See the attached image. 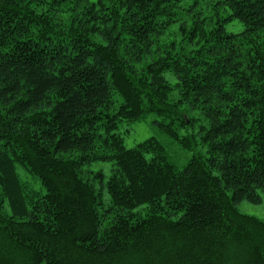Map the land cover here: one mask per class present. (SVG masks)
I'll return each instance as SVG.
<instances>
[{
  "label": "trees",
  "instance_id": "trees-1",
  "mask_svg": "<svg viewBox=\"0 0 264 264\" xmlns=\"http://www.w3.org/2000/svg\"><path fill=\"white\" fill-rule=\"evenodd\" d=\"M261 194L264 0H0V264H264Z\"/></svg>",
  "mask_w": 264,
  "mask_h": 264
},
{
  "label": "rangeland",
  "instance_id": "rangeland-1",
  "mask_svg": "<svg viewBox=\"0 0 264 264\" xmlns=\"http://www.w3.org/2000/svg\"><path fill=\"white\" fill-rule=\"evenodd\" d=\"M242 26L237 24L236 22L230 23L227 26L228 31H237L238 29H241ZM150 117L149 119H151ZM122 129H124L123 132V137H124V142L127 147H132L134 144L137 142L148 138L150 136H158L156 130L151 127L147 122H142V123H132L129 125H123L122 124ZM159 137V136H158ZM160 138V137H159ZM164 143L167 145L170 155L173 158V161L181 166L182 164L185 163V161L190 157L191 154L181 150L176 144L173 145L172 142L170 141H164ZM98 166H103V165H98ZM262 200L259 203H251L248 201H241L237 204V208L241 213L254 216L259 218L260 220L264 221V195L261 194Z\"/></svg>",
  "mask_w": 264,
  "mask_h": 264
}]
</instances>
